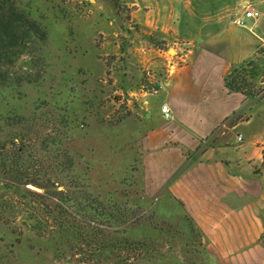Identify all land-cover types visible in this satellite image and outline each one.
Returning <instances> with one entry per match:
<instances>
[{"label": "rangeland", "instance_id": "374dc122", "mask_svg": "<svg viewBox=\"0 0 264 264\" xmlns=\"http://www.w3.org/2000/svg\"><path fill=\"white\" fill-rule=\"evenodd\" d=\"M18 1L47 30V40L35 57L24 56L0 72V118L23 115L36 118L45 133L54 128L68 133L76 174L104 206L123 213L114 226L120 231L117 235L144 245L136 264H219L188 216H171L164 199L159 204L149 198L144 178L139 142L148 126V109L140 97L150 98L160 89L150 58L152 47H163L151 34L149 22L160 15L158 19H164L174 7L179 11V0ZM134 5L140 7L136 17ZM182 22L180 17L174 20L181 35L198 36L196 29L185 30ZM165 48L168 54L163 59L173 62L175 48ZM252 64L254 82L261 86L264 54ZM243 129L250 147L253 134L264 137V115ZM0 193L18 200L26 191L8 193L0 186ZM59 229L49 221V233L70 237L69 227L62 228V234ZM35 234L23 219L17 227L0 219V264H80L60 256L56 240H38ZM111 256L105 254L103 264H110Z\"/></svg>", "mask_w": 264, "mask_h": 264}, {"label": "crops", "instance_id": "0c3cea01", "mask_svg": "<svg viewBox=\"0 0 264 264\" xmlns=\"http://www.w3.org/2000/svg\"><path fill=\"white\" fill-rule=\"evenodd\" d=\"M178 3L179 11L149 22L163 47H152L150 58L160 89L140 97L148 109L139 142L146 190L159 204L165 200L167 214L194 222L219 264H264V137L253 134L246 147L243 129L264 115V97L230 93L224 82L232 68L264 54V0ZM134 6L136 17L140 7ZM179 17L198 36L181 35ZM165 47L175 48L173 62L163 59Z\"/></svg>", "mask_w": 264, "mask_h": 264}, {"label": "trees", "instance_id": "16d2710c", "mask_svg": "<svg viewBox=\"0 0 264 264\" xmlns=\"http://www.w3.org/2000/svg\"><path fill=\"white\" fill-rule=\"evenodd\" d=\"M46 40L47 30L18 0H0V72L24 56L35 57ZM252 63L232 68L225 87L230 93L261 100L264 84L254 82L257 74ZM37 123L36 118L23 115L0 118V186L8 193L26 191L18 200L0 193V219L10 227L23 219L38 240L51 237L60 256L80 264H103L108 253L113 255L107 259L110 264H136L144 245L117 235L120 231L114 226L123 220V213L104 206L76 174L68 133L55 128L45 133ZM50 220L61 234L62 228L69 227L70 237L49 233Z\"/></svg>", "mask_w": 264, "mask_h": 264}, {"label": "built area", "instance_id": "2783aa9c", "mask_svg": "<svg viewBox=\"0 0 264 264\" xmlns=\"http://www.w3.org/2000/svg\"><path fill=\"white\" fill-rule=\"evenodd\" d=\"M246 16H247V17H252V16H253V12L248 11V12L246 13ZM237 25H239V26H241V27H245V26H246V22H245V20H243V19H239V20L237 21ZM162 112H163V114L165 115L166 118H170L171 114H170V110L168 109L167 106H163V107H162ZM241 139H242V137L239 136V140H241Z\"/></svg>", "mask_w": 264, "mask_h": 264}]
</instances>
